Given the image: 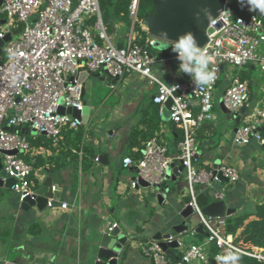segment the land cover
<instances>
[{
    "label": "built area",
    "instance_id": "2783aa9c",
    "mask_svg": "<svg viewBox=\"0 0 264 264\" xmlns=\"http://www.w3.org/2000/svg\"><path fill=\"white\" fill-rule=\"evenodd\" d=\"M138 0H131L129 16L136 20ZM230 11L231 15L227 13ZM0 39L11 34L15 23L21 24L16 39L6 42L2 47L4 57L0 56V151L4 153L2 164L7 176L13 179L10 189L22 202L25 198L34 200L38 195L33 188L30 176L33 172L31 161L21 154L29 150L28 136L18 128L27 126L38 135H44L57 144L63 128L77 130L85 127L80 117L59 113V106L70 107L78 112L83 109V86L79 80L81 70L104 72L114 88V81L130 73H138L152 85L156 92L152 102L163 108L167 100L170 121L181 131L177 144V156H171L166 145L156 138L145 141L141 155L135 161L124 157L122 165L135 167V177L130 179L132 189L140 187L138 180L149 185L161 184L169 165L175 160L180 162L184 172L186 206L190 207L198 224L206 233L200 243L182 246L179 263L207 264L208 246L213 243L218 249L214 255H221L228 248H236L244 256L258 264H264V248L240 247L232 235L226 232V217H209L202 213L198 204L196 186L211 187L219 182V174L226 178L227 184L239 179V170L234 165L220 164L205 168L196 164L198 150L196 131L213 115V95L220 73V60L224 64L241 69L253 65L264 72V13L250 12L247 16L235 14L227 0L218 14L208 22L207 41L201 46L211 57L209 69L216 78L207 86H198L192 77L171 84L163 83L151 70L152 48L155 37L146 31L142 44L132 43L130 35L125 45L111 41L102 20L98 0H2L0 4ZM174 45L175 42H168ZM176 54V53H175ZM249 99L248 86L238 75L231 77L229 84L221 93V101L232 113L244 106ZM264 122V107L253 109L245 114L243 121L236 127L233 143L247 144L256 139L264 147V137L257 130ZM5 125L17 131H9ZM82 156V152H78ZM93 160L98 161V156ZM226 184V185H227ZM55 187L52 186L53 192ZM226 188L214 190V199L223 200ZM52 198L46 206L51 207ZM67 203L62 202L61 208ZM117 226L115 222L106 229ZM189 235L196 234L195 227L187 229ZM175 237L168 238L171 241ZM141 254L152 264H168L166 253L158 241L150 240L139 245Z\"/></svg>",
    "mask_w": 264,
    "mask_h": 264
},
{
    "label": "crops",
    "instance_id": "0c3cea01",
    "mask_svg": "<svg viewBox=\"0 0 264 264\" xmlns=\"http://www.w3.org/2000/svg\"><path fill=\"white\" fill-rule=\"evenodd\" d=\"M0 21L5 22V19ZM132 28V19L129 26L117 19L108 34L115 39L116 45L121 46L127 43L130 35L134 37ZM151 55V70L163 83L171 84L190 78L179 71L180 62L172 50L154 49ZM231 69L226 64L220 65L213 109L221 114L213 111L214 117L198 127L196 164L205 168L220 164L234 165L239 170V179L233 184L220 180L212 183L211 187L198 184L196 189L198 204L204 207L215 201L214 190L226 188L223 201L237 213L250 211L255 204L264 202V147L256 139L242 145L233 143V134L238 124L234 119H228L219 106L221 93L234 76ZM256 71L257 67L253 65L241 70L240 76L247 83L249 99L239 124L245 114L264 107V72H259V77L263 79L261 82L254 75ZM79 80L84 87L83 100L89 108L79 146H91L95 156L105 153L106 162L92 160L89 167L82 168L81 156L73 146V132L71 135L62 134L59 145H45L37 141L21 154L32 164L37 159L38 165L30 176L37 194L46 191L44 181L51 178L55 187L53 205L41 209L36 206L22 209L18 195L9 187H0V264H94L97 259V236L111 222H115L127 237V245L121 251L117 264H152L141 254L139 245L153 240L157 232L168 233L172 225L182 220L179 204L187 198L184 177L179 185L178 179L167 180L169 191L164 201L158 204L155 197L149 196L147 189L130 187V179L136 174L135 167L118 164L120 155L130 157V152H135L139 145H143L144 132L147 133L157 119L159 123L154 130V138L166 145L171 156L178 154L177 144L181 131L170 119L163 118V108L152 102L156 85L150 84L138 73L117 79L114 88L109 86L110 80L102 71H86ZM95 80L108 85L107 95L100 99H93L94 95H91L87 100L85 94L88 86H92L95 93L99 91L98 85H93ZM257 129L264 137V122ZM177 185L182 187L180 191L176 189ZM62 202L67 203L65 208L60 207ZM253 219L255 217L250 216L243 228L238 230L236 235L240 242L244 227ZM192 227L195 226L189 225L188 230ZM203 238L199 240L196 235L191 236L188 232L175 236V239L181 240L182 246L195 241L200 243ZM182 246L170 248V252H181ZM244 246L251 244L246 243ZM174 264L185 263L176 261Z\"/></svg>",
    "mask_w": 264,
    "mask_h": 264
},
{
    "label": "water",
    "instance_id": "95a60500",
    "mask_svg": "<svg viewBox=\"0 0 264 264\" xmlns=\"http://www.w3.org/2000/svg\"><path fill=\"white\" fill-rule=\"evenodd\" d=\"M227 0H152L153 2V13L145 14L143 16V24L147 28L148 32L153 35L156 39L152 46L153 49L160 50L161 44H169L168 42H175V40L183 35L185 32H192L197 39L198 45L202 46L207 41L206 30L208 22L213 19L222 8L223 4ZM2 0H0L1 4ZM4 22V21H0ZM161 33H165L168 39H165ZM11 40V34L6 33L2 39H0V56L2 52V47L6 42ZM170 47V45H169ZM166 48L164 50L170 49ZM172 50V49H170ZM163 51V50H162ZM224 61L220 60V65H223ZM86 74V71H81L79 77H83ZM82 94H84V87ZM83 109L81 112H78L70 107L64 108L59 106L57 111L59 113L72 114L75 117H80L82 123L85 125L88 120L89 108L86 105V101L83 100ZM171 105V100H167L163 105L162 117L170 119L169 117V107ZM219 106L222 113L228 119H234V122L239 125V120L246 110V106L240 107L237 112L230 113V111L224 106L223 102L219 101ZM5 129L9 131H17L9 125L4 126ZM29 127L20 128L19 132H22L26 135L33 134L35 135V130L31 129L28 131ZM259 131V129H257ZM4 153H14V151H0V187H9L11 186L13 179L6 175L3 164H2V155ZM124 155L118 157V164L122 165V160ZM107 155L105 153L98 156V161L101 163L106 162ZM216 166V165H215ZM182 176V167L180 162L172 163L166 169L164 175V181L161 184L149 185L147 182L138 180L140 187L145 188L149 191L150 197H155L158 204H161L167 192L169 191V186L166 184L167 180L171 179L176 181L178 179V185L181 182ZM221 180H225L222 175H218ZM177 190H181L182 187H178ZM44 186L46 191L37 195L34 200L25 198L21 202V208L27 209L30 206H36L41 209L46 206L47 199L53 197V192L51 191L52 180L51 178H46L44 181ZM187 198L181 201L179 204L181 207L180 217L181 221L177 224H174L170 227L168 233H155L153 240L158 241L161 250L166 254H170V248L177 247V240L172 239L167 241L170 237H175L187 231L189 225L195 226V230L198 233L206 235L202 225L198 224L196 217L193 216L190 207L186 206ZM202 213L205 216L209 217H229L235 213L234 208L227 207L226 203L223 200H215L210 202L206 206L202 207ZM97 259L94 264H117L118 257L127 245V237L125 233L121 231L119 226H115L110 230L106 228L99 232L97 236ZM4 264H18L17 262H6Z\"/></svg>",
    "mask_w": 264,
    "mask_h": 264
},
{
    "label": "trees",
    "instance_id": "16d2710c",
    "mask_svg": "<svg viewBox=\"0 0 264 264\" xmlns=\"http://www.w3.org/2000/svg\"><path fill=\"white\" fill-rule=\"evenodd\" d=\"M99 1V8H100V14L102 17V20L106 26L107 31L111 28L112 24L115 20H120L124 22L125 26H129L131 24V19L129 16V5L131 0H98ZM229 3L232 5L235 14H239L242 16H247L249 14L248 6L244 5L241 6L237 0H229ZM258 13H260L257 10ZM153 13V2L152 0H138L137 10H136V20L133 23L132 31L134 33V37L132 39V43L142 44L144 37L146 35V31L142 29V19L145 14H152ZM19 29L17 27L15 30H11L12 32H19ZM153 48H150V51H153ZM3 57L1 56V59ZM241 80H243V77H239ZM159 123V119H157L154 122V126L151 128H148L147 133L144 132L143 134V145L145 141L149 138L155 137L154 130L157 128V125ZM149 125V124H148ZM73 132V146L76 148V150L82 152V156L80 158V165L82 168H87L92 164V160L94 156L96 155L95 150L89 146V145H80L81 137L84 132V127L73 130L70 128H63L60 133V140L57 144L59 145L61 142V135L67 134L71 135ZM137 133V132H136ZM138 133H140L138 131ZM30 140H32L31 145H35L37 141L43 142L45 145H51L52 142L47 137L45 138L44 135H38L35 134L34 136H28ZM37 139L36 141H33V139ZM45 138V140H44ZM133 138V134H132ZM130 141L133 142L131 139ZM142 146H138L137 150L135 152H130L128 156L132 157L133 159H137L141 155V149ZM27 158V157H26ZM77 160L78 157L76 156ZM33 167H36L38 165L37 159L33 162ZM34 188V185H33ZM250 216H254L255 219H253L250 224L244 227L243 234L241 236V242L236 238V234L239 229H242L244 226V223L246 219H248ZM226 220V232L233 237H235V242L242 248L251 249L252 247H258V248H264V202L260 204H255L253 208L250 211L245 212H237L232 214L229 217L225 218ZM199 240L203 238L202 233L196 232L195 234ZM240 238V237H239ZM195 243H199V241H195ZM250 243L251 246H244V244ZM218 252V249L215 247L213 243H211L208 246V256L209 261L207 264H219L217 260H214V255ZM224 252L221 253L223 255ZM168 259V264H174L176 261H178L181 257V252L178 250H171L170 254H166ZM240 264H258L255 260L252 258H249L247 256L241 255V261Z\"/></svg>",
    "mask_w": 264,
    "mask_h": 264
},
{
    "label": "clouds",
    "instance_id": "9594fccd",
    "mask_svg": "<svg viewBox=\"0 0 264 264\" xmlns=\"http://www.w3.org/2000/svg\"><path fill=\"white\" fill-rule=\"evenodd\" d=\"M237 2L241 6L247 5L250 12L258 10L260 13H264V0H237ZM225 11L231 15L230 11ZM161 35L168 39L165 33H161ZM169 45L161 44L160 51L168 48ZM171 47L180 62L179 71L192 77L195 85L207 86L215 80V72L209 69L211 57L206 49L198 45L192 32L180 35ZM241 255L239 249L228 248L223 255L216 256V260L219 264H240Z\"/></svg>",
    "mask_w": 264,
    "mask_h": 264
},
{
    "label": "rangeland",
    "instance_id": "374dc122",
    "mask_svg": "<svg viewBox=\"0 0 264 264\" xmlns=\"http://www.w3.org/2000/svg\"><path fill=\"white\" fill-rule=\"evenodd\" d=\"M142 22H143V20H142ZM15 26L17 27V29L18 28H20L21 27V24H17V23H15ZM11 36H12V39H16L17 38V36H18V32H12V34H11ZM111 41L114 43V44H116L115 43V39L114 38H112L111 37ZM167 51H169V49H167ZM2 57H4V53H2ZM228 68H229V66H228ZM232 69H231V74L232 75H238L239 77H240V75H241V70L243 69V68H241V69H236V68H234V67H231ZM260 71H259V69L257 68V71L254 73V75H255V77L256 78H258L261 82H263V79L262 78H260L259 76V73ZM96 82H95V84H93L94 86H96V85H98V89H99V91L97 92V93H95V89H92V86H88L87 87V90H86V94H85V96H86V99L87 100H89L90 99V96L91 95H94L93 96V99H96V98H103L105 95H107V92H108V85H105L106 83H104V84H102L101 83V81H99V80H95ZM106 86V87H105ZM213 111H214V109H213ZM214 112H216L218 115H220L221 113L218 111V110H215ZM213 112V113H214ZM124 173H125V170H124ZM184 177V172L182 173V176H181V179ZM186 236V235H185ZM184 236V239H186V237ZM236 238H238V236H236Z\"/></svg>",
    "mask_w": 264,
    "mask_h": 264
}]
</instances>
